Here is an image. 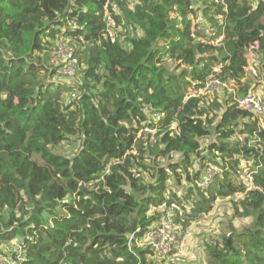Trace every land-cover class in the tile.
<instances>
[{"label": "trees", "instance_id": "trees-1", "mask_svg": "<svg viewBox=\"0 0 264 264\" xmlns=\"http://www.w3.org/2000/svg\"><path fill=\"white\" fill-rule=\"evenodd\" d=\"M106 10L123 29L116 41L106 37ZM199 12L200 23L224 28L221 43L197 29ZM62 36L85 66L79 81L60 77L52 60ZM252 52L264 61V0H0L6 264H154L137 243L162 208L185 229L222 199L252 222L206 243V264H264V125L228 94L185 99L215 61L222 81L246 94ZM146 127H156L155 145ZM76 138L74 156L55 150ZM211 164L219 171L205 185Z\"/></svg>", "mask_w": 264, "mask_h": 264}, {"label": "built area", "instance_id": "built-area-1", "mask_svg": "<svg viewBox=\"0 0 264 264\" xmlns=\"http://www.w3.org/2000/svg\"><path fill=\"white\" fill-rule=\"evenodd\" d=\"M218 19L220 24L222 25L223 15L219 14ZM105 21L106 37L112 41H116L117 31L119 30V27L116 24V20L108 10L105 11ZM71 24L73 27H78L76 22L74 21H72ZM217 33H219L218 37L216 39H211V37L213 35H216ZM203 36L207 37L210 43L219 44L225 37L224 28L222 27V31H220L217 26L206 29V31L203 32ZM258 47L259 44L256 43L255 48L258 49ZM52 60L58 65V73L60 74V76H66L71 79L77 78V68L80 61L76 54L75 46L70 44L68 38H64L62 36L58 39ZM222 68L223 63L215 61L212 67V73L206 83L199 88H196L193 85L190 86L186 92L185 99L201 95H207L209 98H214L215 95H218L219 93L226 90L228 95L231 97L232 102L237 104L240 109L246 110L249 113L253 114V118L263 119L264 76L257 83L252 84L250 90L246 94H240L236 85H228L222 81ZM82 76L83 73H81L80 78ZM162 116L163 114L158 112L156 115V121H158V119H160ZM173 129L177 131L176 125L173 126ZM156 133V127H146L144 133L146 142L151 145L155 144L157 139ZM237 138L245 140V136L243 135H237ZM252 142L253 141H251L250 144H252ZM215 173L216 172L210 174V176L205 181V185H207L213 179ZM237 196H240V194H237ZM162 210L164 214H162L158 226L152 229V240L148 246L157 257H160L161 259L164 258L175 260L181 254L182 246L185 244V240L187 239V233H184L181 230L180 225L176 222V212L174 209L168 210L162 208ZM203 217L206 218L207 213H205ZM9 245H12V247L10 248V246H7L8 251L16 253L19 262L22 261V248L15 243H10ZM8 262V257L5 254L0 253V264H6Z\"/></svg>", "mask_w": 264, "mask_h": 264}, {"label": "rangeland", "instance_id": "rangeland-1", "mask_svg": "<svg viewBox=\"0 0 264 264\" xmlns=\"http://www.w3.org/2000/svg\"><path fill=\"white\" fill-rule=\"evenodd\" d=\"M204 14L202 12L198 13V25L196 26L197 29L205 32L206 29H209L203 22L200 23L199 21L204 18ZM122 28L118 30V32H122ZM258 51H256L257 53ZM255 52H252L250 55V67L248 72V79L252 81V84L257 83L261 78L264 76V61H258V56ZM169 62V60H168ZM84 64L79 63L77 68V78H74L76 80H80V75L84 71ZM79 76V77H78ZM62 77V76H60ZM64 78L66 76H63ZM254 78H256L255 81ZM227 91H223L219 93L217 97L220 99H223L227 96ZM217 121V120H216ZM261 126L264 125V119H261L259 122ZM216 140V135L212 134L205 140V146H207L208 143L213 142ZM157 141V139H156ZM82 144V141L79 139H74L71 141H66L57 146L55 149L57 152L62 153L64 155L68 156H74L80 149ZM155 145V144H153ZM161 163L163 165H167L168 160L166 158L160 159ZM148 164H152L151 160H146ZM243 164L245 163L242 162ZM245 172L244 179H249V174H246L248 171L247 165H245L244 168ZM219 168L216 165L211 164L206 169L208 177L210 174L214 172H218ZM148 175V174H147ZM146 179H148L147 176H145ZM233 204L228 199H222L215 202L213 209L207 213L206 218H200L198 221L191 223L187 228H183L180 225L181 230L184 233H187V239L185 240V244L182 246L181 254L180 256L175 260H169L157 257L154 253L150 255V259L154 260V264H206L208 260V253L206 250V243L216 239H219L229 231L230 227H235L237 229H242L246 226H249L252 222L251 217H240L238 216L234 209ZM152 240L151 231L146 234L145 237H143L141 240L138 241V245L141 247L148 246ZM16 241V239H15ZM10 243H16L14 241H11ZM12 247V245H7ZM8 248V247H7Z\"/></svg>", "mask_w": 264, "mask_h": 264}]
</instances>
